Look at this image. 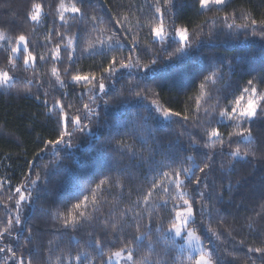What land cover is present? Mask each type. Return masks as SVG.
<instances>
[{
    "label": "trees",
    "instance_id": "16d2710c",
    "mask_svg": "<svg viewBox=\"0 0 264 264\" xmlns=\"http://www.w3.org/2000/svg\"><path fill=\"white\" fill-rule=\"evenodd\" d=\"M33 2L43 5L41 20L35 24L30 21L24 23L25 10ZM75 2L76 0H63L65 6ZM112 2L113 0H91V7L85 5L86 18L77 19L74 18V14L65 13L67 23L65 26H60L57 8L61 0H0V33L5 37L4 40H0V68H4L6 64L7 53L2 46L8 43V38H11L14 44L15 36L26 35L34 49V54L38 57L47 54L57 42H60L53 35L52 43L47 47L44 46L49 29L53 28L54 24L56 26L54 31L65 34L64 40L60 42L62 62L56 64L60 70L61 80L65 81L63 86L51 76L50 69L53 66L51 62L36 65L39 73L37 79L42 78L44 87L38 91L35 83L29 85L27 80L33 73L31 69L24 70L22 56L19 58V70L14 73L16 79L6 86H0V231L4 230L10 216L14 219L19 214L21 219V225H14L10 234L0 237V248L14 247L16 256L19 257L24 253L26 261L30 253L33 264H57L58 260H62L63 264H82V262L87 264V260H92V264H104L110 255L125 247L121 243V237L117 236L113 240L111 224L117 223L118 227L123 228V239L132 241L136 236H141L140 240L128 245L134 249L137 260H144L145 264H192L194 256L189 255L174 239L166 235L169 228L167 212L154 207L165 199L170 200V197L165 193L154 195L153 207H145L142 196L147 195L151 188L153 168L159 167L161 171L190 168L196 176H200L202 173L199 169L205 162L204 153L213 150L218 153L220 145L217 143L215 149H206L202 143L189 147L190 136L179 135L182 131L181 125L169 123L162 118L149 120L146 128L124 135V126L128 125L133 114L139 110L143 115V105L149 103V101L136 100L134 97L127 98V103H117V100L122 98V86L125 88L127 86L129 79L127 75L117 77L116 81L106 82L109 85V96L112 97L108 105H104L103 101L92 105L99 113V124L93 119L83 132H76L71 140L73 145L71 148L65 144L47 145V150L40 152V149L45 148L44 141L56 138L53 129L56 126L57 112L48 111L55 100L61 99L65 105H74L75 107L69 109L70 114H75L76 108L82 109L84 103L90 102L91 87L85 91L83 84L72 82V75L94 73L99 78L101 65H106L113 55L117 58L121 54L124 57L129 55L128 48L132 47L129 41L132 35L138 34L140 48L146 47L147 40L151 39L146 35L151 23L150 12L146 5L153 3V0H122L125 8L121 10V14L131 12L124 21L125 27L132 29L128 38L123 40L125 45L123 52L119 50L101 52L98 47L85 52L84 49L88 47L89 42L107 39L111 35V30L101 34L99 29L105 27L108 18L114 15V11H110ZM129 5L132 7L129 8ZM198 7V0L195 2L175 0L176 14L181 18L178 23L183 24L184 21L191 20L190 31H195L196 25L201 21H208V26H211L213 19H222L226 13L231 15L233 12L237 16L243 13L259 21L260 11L264 9V0H228L226 5L216 6L210 11L202 10L199 15L196 13ZM217 8L220 10L217 11ZM138 9L142 11H137ZM93 15L98 18L103 17L105 20V24L96 25V30H93L89 19ZM244 22V20L236 21V23ZM78 31L79 40H73L72 45L69 46V38ZM119 35L124 36L125 33L120 31ZM204 41L203 46L189 51L188 55L178 61L173 58L170 62L165 53L161 62L155 66L156 78L161 83V87L155 91L162 105L181 112L194 109L203 75H211L213 71L219 69L218 74L213 77L214 83L210 81L204 90L205 99L209 93L213 98L207 99V103L203 104L201 108L203 117L204 108L211 109L216 103L217 95H226L237 85L242 88L248 79L264 73V40L258 33L253 36L249 32L247 37L241 34L239 38L232 39H224L221 34L220 41L209 44L207 28H205ZM178 46L171 44L167 52H173ZM155 47L159 48L160 45L157 43ZM73 50L75 60L70 63L67 60V53ZM146 62L147 60L142 61V63ZM229 62L236 66L235 71L229 68ZM222 63L223 68L220 67ZM65 68H69L67 74L64 73ZM113 83H115L114 91L111 90ZM148 83H151V80ZM217 89L221 91L217 93ZM260 90L264 91V85L260 86ZM46 92L47 96H45ZM37 95L40 96L39 100L35 99ZM45 99L47 108L44 104ZM218 112L219 109L216 110L217 115ZM221 125L226 126L216 124L212 126L220 127L225 141L229 132L238 131L226 120L222 121ZM187 128L189 133L197 132L206 139L204 127H194L193 122L189 121ZM116 129L120 130V134L112 135L111 143L107 144L110 134ZM251 132L253 137L251 148L255 152L254 155L249 152V155L243 159L227 154L216 156L214 170L208 177L209 183L214 179V188L210 189L211 199L204 201L212 205L211 212L202 213L201 203L195 205L196 225L203 226L198 227L196 233L201 236L206 247L209 245L205 237L211 238L213 243L210 247L216 248L217 255L222 260L231 261L232 264H261L260 259L257 258L258 254H247V248L258 246L259 240H264V119L253 121ZM120 143L134 147L136 155L130 158L131 154L126 149L123 156L113 152L112 149ZM235 147L236 145L233 144L232 148ZM248 147L249 142L241 140L242 156ZM231 150L227 145L225 146V153ZM38 153L39 158L34 159ZM188 157L191 159L189 160ZM53 160L56 161V165L45 170L44 165ZM28 161L35 162L39 167L30 169ZM109 167H111L110 173L104 171ZM38 171L41 172V178L36 185H32L28 177L31 176L32 180L36 179ZM101 171H104L105 176L111 175L114 183L109 192L101 193L98 210L93 213L96 219L86 220L83 224L76 227L69 226L64 230L66 210L59 205L66 203L70 208L76 202V194L82 191V185L89 189L83 194L88 195L91 202L90 189L104 178L99 175ZM145 177L149 178L147 182ZM88 181L91 183L88 184ZM17 187H21L26 197L29 196V192L38 197L36 199L29 197L23 201L18 213L15 207V201L18 199L15 193ZM194 187L191 181H186L183 190L188 193L187 198L193 197ZM200 190H203V185L200 186ZM219 195H222L223 199L217 202L215 197ZM80 198L82 199L83 196ZM138 199L141 200L139 206L131 207L129 211L132 202ZM195 199L199 201L200 197L197 195ZM173 202L182 203V201ZM173 202L169 203V209ZM54 211H58L60 215L53 217ZM89 212H92L91 204ZM121 213L125 215L121 216ZM136 213L142 215L137 216ZM150 216L151 223H149ZM160 217H163L162 232L156 230ZM220 221L226 223L217 229ZM105 222H107L105 229L107 236L101 231ZM145 225L151 228V232L146 230ZM209 227L223 232L221 240L217 241L211 237V233L208 232ZM29 228L33 232L31 243L26 239L29 237ZM54 229L61 231L56 232ZM98 239L109 241L99 251L95 248ZM242 240L245 241L243 245H241ZM78 255L79 261L76 260ZM0 264H12V253L7 251L0 253Z\"/></svg>",
    "mask_w": 264,
    "mask_h": 264
},
{
    "label": "snow or ice",
    "instance_id": "6c2138e0",
    "mask_svg": "<svg viewBox=\"0 0 264 264\" xmlns=\"http://www.w3.org/2000/svg\"><path fill=\"white\" fill-rule=\"evenodd\" d=\"M195 2V0H194ZM227 0H198L199 7L196 9V13L201 14L202 10H212L216 6L226 5ZM79 5V6H77ZM85 5L91 7V0H76L70 6H65L63 0L59 4L57 11L59 13V20L61 22L60 26L66 25L65 13L74 14V18L84 19L87 17L85 11ZM132 6L129 5V8ZM148 11L150 12V25L149 32L146 34L150 36L151 39L147 40V46L144 48L139 47L138 34L132 35L131 43L132 47L128 48L129 55L124 57L123 54L117 58L115 55L111 57L106 63V65H101L100 76L93 74L72 75L71 80L75 84H83L85 91L91 87V93L89 95V103H84L83 108H76L75 114H70L69 109L75 107L72 104L65 105L61 99L55 100L52 108L48 111L57 112L56 126L53 129L56 138L44 141L45 148L40 149V152L47 150V145L59 146L65 144L67 147H73L71 140L76 132H83L88 128L89 124L95 119L97 124L100 123L99 113L97 112L96 105L98 101H103L104 105H108L112 99L109 96V85L107 81H116L117 77H124L127 75L129 77L126 88L122 86L121 97L117 100V103H127V98L134 97L139 101H149V103L143 105V115H141L138 110L133 114L128 125H125L124 135H129L131 132L137 129H144L147 127L149 120H155L157 118H162L169 123H178L181 125L182 131L179 135H189V147L197 145L199 143L203 144L206 149H215L217 143L220 145L219 152L209 151L204 153V166L199 169L202 175L196 176L195 172L190 168L183 169H171L169 171H161L159 167L152 169L151 176V188L148 190L147 195L142 196V201L145 207H153L152 197L154 195L159 196L161 193H165L170 197L169 199L163 200L161 203H157L154 207L160 208L162 211L167 212L169 228L168 232H174L175 236L181 237L182 233H186L183 237L187 241V246L190 250L198 252L194 258V264H232L231 261L222 260L219 255H217L216 248L210 247L213 243L211 238L208 239L209 247L204 245L201 236L196 234L197 228H202L201 225H196L195 221V205L196 203H201V212H211L212 205L210 203H204L206 200H210V189L214 188V179L212 183H209L208 177L214 170V165L216 162V156H224L227 154L231 157H239L243 159L249 152L254 155L255 152L251 148L252 142V132L251 124L256 119H264V91L260 90V86L264 85V73L259 76H254L246 81V84L241 88L239 85L226 95H217L215 97L216 103L212 105L211 109L204 108L203 117L201 116V108L204 103H207V99H212V95L209 93L207 99H205V88L208 83L213 81V77L219 72V69L213 71L211 75H203V79L199 83V94L195 100V108L190 109L188 112H181L172 110L170 107H166L160 103L158 99V93L155 89L161 87L160 81L156 78L154 69L155 66L161 62L162 56L167 53L169 61L171 62L173 58L177 61L183 56L188 55L189 51L194 49H199L204 45L205 28H207V42L209 44H214L221 40V34L224 39L239 38L241 34L247 37L248 33L251 32L253 36L259 34L260 38L264 40V9L260 11V19H253L245 14L237 16L235 12L231 15L225 14L222 19L215 18L211 21V26H208V21H201L200 24L196 25L195 31H190L189 25L192 23L191 20L184 21L183 24L178 23L181 19L176 14L175 10V0H153V3L146 5ZM125 8L122 0H113L111 4L110 11H114V15L108 18L106 26L99 29L100 33L103 34L111 30V35L107 39H98V41H92L88 43V47L84 49L85 52L89 50H95L97 47L101 52H113L121 51L125 48L123 40L127 39L129 34L132 33V29L126 28L124 21L131 14L129 11L127 14L122 15L121 10ZM220 9L217 8V11ZM137 11H142L138 9ZM43 13V5L41 3L33 2L29 8L25 10V15L23 17L24 23L33 22L39 23ZM92 22L91 26L93 30H96L97 24H105L103 17H97L93 15L89 18ZM237 20H244V23H236ZM55 24L53 28L49 29L48 38L45 43V47L52 43L53 35L59 39L60 42L64 40L65 34L60 31H54ZM125 33L124 36H120L119 32ZM79 31L73 33L69 38L68 44L72 45L73 40H79ZM5 37L3 33H0V40H4ZM57 42L53 49H50L47 54H42L37 57L34 54V49L30 45L26 35L19 34L15 36V43L13 44L11 38H8V43L3 45L4 51L7 53L6 64L4 68H0V84H8L10 81L16 79L14 73L19 70V58L22 56L24 70L28 71L31 69L33 75L27 80L29 85L35 83L37 90L44 87L42 78L37 79L39 76L38 69L36 67L37 63H52L53 66L50 69V74L55 80L63 86L65 81L61 80V74L59 68L56 64L62 62V48L61 43ZM159 44L160 47L156 48L155 45ZM171 44H178L179 46L175 48L173 52H167L168 47ZM67 60L71 63L74 62V50L67 53ZM143 60H147L146 63H142ZM229 68L235 71V67L231 62L228 64ZM221 68L224 67L223 63L220 65ZM124 70H127L126 72ZM69 68L64 69V73L67 74ZM151 80V83L148 81ZM111 90H115V83L111 85ZM217 93L221 90L217 89ZM238 92L239 94H235ZM47 96V92L45 93ZM108 97V98H106ZM234 97V98H233ZM35 99L39 100L40 96L37 95ZM224 101H227L226 103ZM45 107H48L47 100L44 101ZM98 106V105H97ZM219 109L218 115L216 110ZM231 122L232 126L238 131L229 132L227 136V141H225L224 133L220 130V127L212 126L213 124L221 125L222 121ZM88 121V123H84ZM189 121L193 122L194 127H204V137H202L197 132H188L187 125ZM245 125H248L245 127ZM120 130L116 129L114 133H111L107 144L111 143L112 135H119ZM241 140H247L249 142V147L246 148L241 155ZM235 144L236 147L233 149L232 145ZM227 145L231 151L225 153L224 149ZM103 147V145H102ZM130 153V158L136 155L134 147L126 145L123 143L118 144L113 148V152H116L123 156L125 154L124 150ZM39 158V153L34 159ZM59 158V157H58ZM190 160L191 157H188ZM30 169L38 168L39 165L33 161H28ZM56 165V161L53 160L48 164L44 165V169L47 170L50 167ZM223 166V165H222ZM104 171L111 172V167L105 169ZM104 171L99 173L100 176L104 178L100 179L98 183L95 184L94 188H91L92 200L89 202V196L84 195L85 191L89 189L84 185L81 186L82 191L76 194V202L71 205L70 208L67 207L66 203L60 204L59 207L66 210L67 218L63 221V229L66 230L69 226L76 227L77 225L83 224L86 220H94L96 217L93 215L95 211L98 210V205L101 200V193H107L110 191L111 186L114 181L111 175H104ZM185 178L182 179L181 177ZM193 177H195L193 179ZM41 178V172H36V179L32 180L31 176L28 177L31 180L32 185H36L37 181ZM159 178V179H158ZM148 177H145V182L148 181ZM186 181H191L195 186L193 188V197L191 199L187 198L188 193L183 189L186 186ZM88 184L91 181L87 182ZM203 185V190H200V186ZM175 189V190H173ZM15 193L18 195V199L15 201V207L17 213L19 212L22 202L28 199L38 198L34 193L29 192V196L26 197L21 187L15 189ZM200 197V200L195 199L196 196ZM83 196L81 199L80 197ZM11 199V197H10ZM216 201L219 202L223 199L222 195L215 197ZM173 201H182V203H174ZM141 200L138 199L133 201L129 207L139 206ZM170 202L172 203L171 209L168 208ZM91 204L92 212H89V205ZM53 217H58L60 213L54 211L52 213ZM125 213H121V216ZM137 216H141V213H136ZM210 218V217H209ZM163 222V217L159 218L156 230L162 232L161 223ZM149 223H151V216L149 218ZM226 223L225 221H220L217 225V229ZM14 225H21V219L19 214L15 218L9 217L5 228L0 231V237L10 234L13 231ZM193 225H196L193 227ZM23 227V226H22ZM107 228V222H105L104 228L101 231L105 236L108 233L105 231ZM112 237L113 240L117 236L121 237V243L125 247L121 248L119 251L114 252L108 257V260L104 264H113V257L119 258L117 264H145L144 260H137L135 258V251L128 245L135 243V241L140 240L141 236H136L134 240L129 241L123 239L124 231L122 227H118L117 223L111 224ZM148 232H151V228L145 225ZM231 228V226H229ZM139 230V228L137 229ZM54 231L59 232L60 229H54ZM208 232L211 233V237L215 240H221L224 235L223 232L214 230L211 227L208 228ZM203 234V233H202ZM32 229L29 228V237L26 239L29 243L32 240ZM231 235V232L229 233ZM227 241V238H225ZM259 239V237H257ZM51 243V241H50ZM109 241L106 239H98L95 243V248L99 251L104 245L108 244ZM245 241H241L243 245ZM235 250V245H233ZM12 253V264H33V259L29 253V258L25 260V254L21 253L19 257L16 256V249L14 247L0 248V253L2 252ZM127 255H123L124 252ZM256 253L258 254V259H260L261 264H264V240H259L258 246H249L247 248V254ZM102 255V254H101ZM215 257V259H213ZM251 257L249 256V259ZM95 259V258H93ZM76 260H80V256L76 257ZM87 260V258H86ZM57 264H63L62 260H58ZM83 264V262H82ZM87 264H92V260H87Z\"/></svg>",
    "mask_w": 264,
    "mask_h": 264
},
{
    "label": "rangeland",
    "instance_id": "374dc122",
    "mask_svg": "<svg viewBox=\"0 0 264 264\" xmlns=\"http://www.w3.org/2000/svg\"><path fill=\"white\" fill-rule=\"evenodd\" d=\"M228 1V0H227ZM68 6H70V5H68ZM11 82V81H10ZM9 82V83H10ZM8 83V84H9ZM8 84H6V85H8ZM5 84H0V86H6ZM168 230V229H167ZM197 234V233H196ZM166 235L167 236H170L172 239H174V241L177 243V245L181 248V249H184V250H186L187 251V253L189 254V255H192V256H194V258L197 256V255H199V253L198 252H194V251H192V250H190L189 248H188V246H187V241H186V239H184L183 237L186 235V233H182V236L181 237H177V236H175V233L174 232H168V231H166ZM198 235V234H197ZM123 255H127V253H123ZM119 258H115V257H113V264H117V260H118ZM192 264H194V262L192 263Z\"/></svg>",
    "mask_w": 264,
    "mask_h": 264
}]
</instances>
